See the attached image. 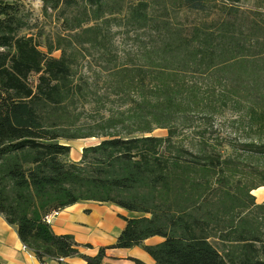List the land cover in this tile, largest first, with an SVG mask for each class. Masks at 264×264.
<instances>
[{
	"label": "trees",
	"instance_id": "16d2710c",
	"mask_svg": "<svg viewBox=\"0 0 264 264\" xmlns=\"http://www.w3.org/2000/svg\"><path fill=\"white\" fill-rule=\"evenodd\" d=\"M41 1L65 31L47 51L22 34L24 2L0 0V212L25 245L43 264L76 255L46 216L94 200L150 215L127 218L115 246L162 236L145 246L155 264H264V202L252 193L264 186V0H173L202 15L190 30L149 0ZM114 27L148 35L138 63L120 61ZM91 62L94 80L83 72ZM112 95L125 108L106 115ZM227 110L246 140L207 136ZM183 129L198 140L175 139ZM91 137L101 140L67 160L63 140Z\"/></svg>",
	"mask_w": 264,
	"mask_h": 264
},
{
	"label": "crops",
	"instance_id": "0c3cea01",
	"mask_svg": "<svg viewBox=\"0 0 264 264\" xmlns=\"http://www.w3.org/2000/svg\"><path fill=\"white\" fill-rule=\"evenodd\" d=\"M74 139L71 141H76ZM71 146L68 160L79 161L82 149L74 155L70 140H63ZM257 203L264 202V186L252 191ZM150 216L149 214L131 211L112 202L94 200L79 201L65 207L54 216L51 227L57 235H71L79 252L68 256L62 264H88V257L96 256L102 248L104 264H136V259L146 264H155V259L145 249L146 245H155L164 240L156 235L147 238L142 244L132 247H116V243L127 226V218ZM50 262L49 257L44 258ZM0 263L6 264H43L36 253L21 240L18 226L7 221L0 212Z\"/></svg>",
	"mask_w": 264,
	"mask_h": 264
},
{
	"label": "rangeland",
	"instance_id": "374dc122",
	"mask_svg": "<svg viewBox=\"0 0 264 264\" xmlns=\"http://www.w3.org/2000/svg\"><path fill=\"white\" fill-rule=\"evenodd\" d=\"M12 1V0H10ZM26 5V8L30 11V23L31 26L28 29H24L22 34H33L38 42L42 44V49L47 51L45 45L50 42H55V38L59 33H65L61 28V18L57 12H52L50 15H45L43 13V3L41 0H21ZM152 2V13H159L162 11L164 6L169 8L170 16L178 21L183 22L189 30L192 28V25L202 17L200 13L186 9H178V7L172 4L173 0H149ZM253 5V0H249L241 4L243 9L250 8ZM115 39L114 43L116 46L115 52L120 56V61H126L130 58H133L137 63L140 59V49L142 40L148 39V35L143 31H127L124 27H114ZM54 56L59 57L61 55V50H55L52 53ZM91 60V58H89ZM100 62V61H98ZM91 66H86L83 69V72L90 76L91 80H94L95 73L99 69L98 65L94 62H91ZM103 79L98 80V89L100 92L104 93L106 91L105 84H103ZM111 102L107 103V107L101 109V112L108 115L111 110H120L125 108L122 105L120 99L115 95L111 96ZM95 103H88L85 106L86 111H95ZM240 115L239 112H233L232 110H227L223 116H219L214 123V126L207 132V136L210 137L212 141H222L226 144L228 140H246L243 138V134L247 129L246 124H240L235 120ZM182 131V130H181ZM183 133H179L175 139L183 141L187 145H191L196 142L198 139L193 137L191 130L183 129ZM156 135L166 136L168 134L167 128L155 127L152 132ZM240 138V139H239ZM101 140V137H91V138H82L76 141H71L74 147V151L71 155L79 152L84 147L98 143ZM249 140V139H248ZM69 156V155H68ZM69 159V158H68ZM67 159V160H68Z\"/></svg>",
	"mask_w": 264,
	"mask_h": 264
},
{
	"label": "built area",
	"instance_id": "2783aa9c",
	"mask_svg": "<svg viewBox=\"0 0 264 264\" xmlns=\"http://www.w3.org/2000/svg\"><path fill=\"white\" fill-rule=\"evenodd\" d=\"M57 214H59V211H53L50 214H48L46 216V220L51 223L52 218L54 216H56ZM65 258L64 257H60V258H56V259H52L48 264H62L64 262Z\"/></svg>",
	"mask_w": 264,
	"mask_h": 264
}]
</instances>
